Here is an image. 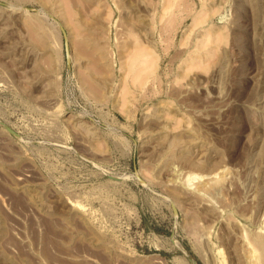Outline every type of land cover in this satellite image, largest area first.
I'll return each mask as SVG.
<instances>
[{
  "label": "rangeland",
  "instance_id": "rangeland-1",
  "mask_svg": "<svg viewBox=\"0 0 264 264\" xmlns=\"http://www.w3.org/2000/svg\"><path fill=\"white\" fill-rule=\"evenodd\" d=\"M187 253L264 264V0H0V264Z\"/></svg>",
  "mask_w": 264,
  "mask_h": 264
},
{
  "label": "water",
  "instance_id": "water-1",
  "mask_svg": "<svg viewBox=\"0 0 264 264\" xmlns=\"http://www.w3.org/2000/svg\"><path fill=\"white\" fill-rule=\"evenodd\" d=\"M66 49H67V56L69 57V46H68V43H66ZM186 256L188 257V259L193 262L194 264H197L196 260L191 256L189 255L188 253L186 254Z\"/></svg>",
  "mask_w": 264,
  "mask_h": 264
}]
</instances>
